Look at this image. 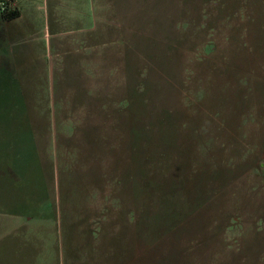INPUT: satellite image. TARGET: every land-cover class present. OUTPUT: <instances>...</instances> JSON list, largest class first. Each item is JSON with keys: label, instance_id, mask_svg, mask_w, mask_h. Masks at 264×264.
Wrapping results in <instances>:
<instances>
[{"label": "rangeland", "instance_id": "1", "mask_svg": "<svg viewBox=\"0 0 264 264\" xmlns=\"http://www.w3.org/2000/svg\"><path fill=\"white\" fill-rule=\"evenodd\" d=\"M21 5L0 264H264V0Z\"/></svg>", "mask_w": 264, "mask_h": 264}, {"label": "crops", "instance_id": "2", "mask_svg": "<svg viewBox=\"0 0 264 264\" xmlns=\"http://www.w3.org/2000/svg\"><path fill=\"white\" fill-rule=\"evenodd\" d=\"M9 8L14 10L17 13V17L13 18V19H3L0 16V50L3 48V43H4V38H5V34L4 33H8L6 32V29H8L10 33H8L7 39L10 42V46L14 45L15 43L17 44L18 42V37H17V32H16V27L14 25H16V22L22 17L23 15V7L21 5V0H10L9 1ZM50 39V34L48 32V30H45L44 32V42L46 44L47 40L49 42ZM58 44L56 45L57 50H59L60 48V41H57ZM46 49V48H45ZM15 50V49H14ZM13 52V49L10 50ZM2 55H1V59H0V67L6 68V67H10L13 64L12 63H8V61H5L2 59ZM3 64V65H2ZM2 65V66H1Z\"/></svg>", "mask_w": 264, "mask_h": 264}, {"label": "trees", "instance_id": "3", "mask_svg": "<svg viewBox=\"0 0 264 264\" xmlns=\"http://www.w3.org/2000/svg\"><path fill=\"white\" fill-rule=\"evenodd\" d=\"M0 16H1L3 19L8 20V19H13V18L17 17V13H16L14 10L8 8V9H7L6 11H4V12H1V11H0Z\"/></svg>", "mask_w": 264, "mask_h": 264}, {"label": "built area", "instance_id": "4", "mask_svg": "<svg viewBox=\"0 0 264 264\" xmlns=\"http://www.w3.org/2000/svg\"><path fill=\"white\" fill-rule=\"evenodd\" d=\"M9 1L10 0H1L0 1V11L4 12L9 8Z\"/></svg>", "mask_w": 264, "mask_h": 264}]
</instances>
